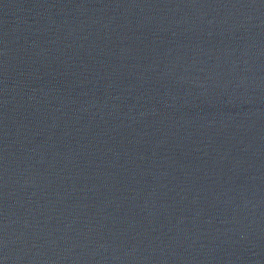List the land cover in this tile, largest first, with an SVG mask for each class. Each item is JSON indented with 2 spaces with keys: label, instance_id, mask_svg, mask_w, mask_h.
Returning <instances> with one entry per match:
<instances>
[{
  "label": "water",
  "instance_id": "95a60500",
  "mask_svg": "<svg viewBox=\"0 0 264 264\" xmlns=\"http://www.w3.org/2000/svg\"><path fill=\"white\" fill-rule=\"evenodd\" d=\"M264 66V0H220Z\"/></svg>",
  "mask_w": 264,
  "mask_h": 264
}]
</instances>
